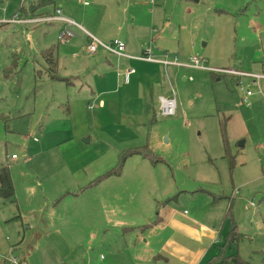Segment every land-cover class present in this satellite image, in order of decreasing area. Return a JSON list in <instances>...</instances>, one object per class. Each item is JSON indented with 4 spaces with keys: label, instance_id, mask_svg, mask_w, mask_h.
<instances>
[{
    "label": "rangeland",
    "instance_id": "rangeland-1",
    "mask_svg": "<svg viewBox=\"0 0 264 264\" xmlns=\"http://www.w3.org/2000/svg\"><path fill=\"white\" fill-rule=\"evenodd\" d=\"M39 1L0 0V166L9 167L15 191V201L0 202V264L11 257L20 264H206L222 251L264 264V68L253 33V22L264 25V0H200L190 13L185 0H165L174 22L163 58H176L182 20L209 39L205 54L192 57L210 70L180 76L189 108L153 114L145 97V117L121 115L119 98L102 114L91 100L67 101L88 93L89 67L115 54L101 46L89 53L91 37L75 24L61 44L59 21H39L58 8L89 28L82 19L111 15L117 0H98L96 8L93 0H52L34 11L36 23L8 22ZM26 12L19 19L32 17ZM71 69L81 80L56 78ZM162 73L179 96V75ZM144 145L147 157L129 156L119 167L120 152ZM157 212L163 222L154 226ZM231 219L240 235L230 243Z\"/></svg>",
    "mask_w": 264,
    "mask_h": 264
},
{
    "label": "crops",
    "instance_id": "crops-1",
    "mask_svg": "<svg viewBox=\"0 0 264 264\" xmlns=\"http://www.w3.org/2000/svg\"><path fill=\"white\" fill-rule=\"evenodd\" d=\"M97 1L98 0H93L94 3L92 5V8H96V6L98 5L96 4ZM130 1H132V3H129ZM185 1L186 2L183 5V7L186 8V11L190 13L191 9L194 7L192 5L197 4V2H199L200 0H185ZM117 3L118 5L115 7L111 15H108L106 17H96V15L92 14V17L87 20L86 18H83L82 20H85L84 22L88 25L89 28L85 27L83 23L80 24L74 19L63 15L62 12H60V16L73 20L74 24L78 25V27L82 29L84 35L90 34L104 43H106V40L114 39V38H119L123 40L125 42V54H126V56L115 55L112 56V58L106 57V59L104 60V64H102L101 62L99 65L95 63L94 65L90 66L89 67L90 74L88 79L89 92L86 94L83 93L75 96H69L67 97V101H71L72 104H74V103H84L87 100H91V102L94 104V108L96 107L95 109L100 114H102V112H100V109L105 108L106 105L108 106L112 105L119 98L120 102H122L121 115L129 113L130 115H132L130 117H139V116L145 117V109L148 106L147 104H145L147 99H149V102L151 103L152 112L154 114V112L158 109L159 96L167 97V98L174 97L176 102V108H178L179 112L182 113V111L189 108L191 101L189 100V98H187L189 91L184 92L183 88L181 87L182 85H184V81H181L179 78L180 76H183L186 73L196 71L195 70L196 68L191 67L189 65H175V64H172L167 67L164 66L159 61L167 53L166 47H168V45L164 41L166 40L165 39L166 29L174 22L173 19L168 18L165 12L163 11L165 8V0H156V1L150 0L149 2L134 1V0H119V1L117 0ZM127 4H129L130 8H128ZM27 11L29 12V8ZM27 18L29 19L35 17H27ZM54 20H57L60 23L57 27L58 36L64 28L70 27L67 25V23L65 24V22L63 26L62 24L63 21L59 19H54ZM30 23H36V22H30ZM182 23H183L182 20L178 21L179 26L177 31L181 35V39L179 40V42H177L176 54L180 57L181 62H183V64H187L186 62L190 59V57L192 56L198 57L205 54L206 51H203L202 48L209 45V39H207V37L200 32H193L188 30V27L184 26ZM103 24L109 25L108 29L113 33L109 32V34L106 35L104 31L101 30L102 26L100 25ZM69 29H71V27ZM174 29L175 26H172L170 28V31ZM253 30H254L253 31L254 35L257 36L255 47L258 48L255 51L256 54L255 56L256 59L262 60L261 66L264 68V39H263L264 25L259 22H253ZM68 41L69 40L65 42ZM59 42L61 44L65 43V42H61L60 40ZM200 43H202V45H200ZM146 46L150 47L152 51V56L156 59L155 61H147L141 59L144 54ZM64 53H65L64 50L61 49L57 51L58 59L59 57L63 56ZM97 54L103 55V53H97ZM177 55L175 57L179 60ZM90 59H93V57ZM238 66H242V63L239 62ZM129 68H132L134 71L129 73L128 76L126 77L125 72ZM214 68H219L222 72L230 69L226 67L225 68L214 67ZM163 69L167 70L169 72L168 74H171L170 76L172 77L173 76L177 77L176 74L179 75V77H177L178 78L177 85L179 86V88L178 87L177 88L181 89L179 96L176 94L172 96L171 90H169L167 87L164 86L166 84H165V76L162 73ZM203 69H207V68H201V70ZM232 71L238 74L239 72L244 73L240 75L248 76V74L245 72H241L237 70H232ZM80 77L81 75L77 74L75 69L73 70L71 69V73H69L67 77L61 76L57 78L69 79L68 81L71 83V79L72 81L73 79L81 80ZM166 78L169 81V78L168 77ZM185 79L186 77L184 76L183 80ZM133 88H136L137 90L132 91ZM154 89L156 93H154ZM77 99L79 101H77ZM134 100L137 104H134ZM153 102L157 103L156 109L154 105H152ZM139 104L141 107L139 106ZM136 105L138 106L136 107ZM98 112H96V114H98ZM85 132H87V130L82 131L80 134L85 135ZM75 135L78 134L75 133ZM90 141H91V136L89 137L87 142ZM128 142L130 143L131 139L130 141L129 139L126 140L123 139L120 142V144H125ZM243 142L244 141L242 140L239 146H242ZM76 185L79 186V183H77ZM90 187H91L90 185L88 187L86 186L85 189H88ZM79 188L80 187H77L76 190ZM79 190L81 191L82 189L80 188ZM14 197H15V193H14ZM157 219H159V222L154 226H159L161 224L160 222H163L158 212H157ZM166 222L168 221L166 220ZM167 244L173 249H180L185 253H188L185 249H182V246L177 241L169 239L167 241ZM198 261L199 260H197L196 262Z\"/></svg>",
    "mask_w": 264,
    "mask_h": 264
},
{
    "label": "built area",
    "instance_id": "built-area-1",
    "mask_svg": "<svg viewBox=\"0 0 264 264\" xmlns=\"http://www.w3.org/2000/svg\"><path fill=\"white\" fill-rule=\"evenodd\" d=\"M84 4H87V1H83ZM55 15L53 16H47L46 18H40V20H54V19H59L65 23H67V25L70 24H74V21L71 19H68L66 17L60 16V11L58 9L55 10ZM26 21V22H30L33 21V19L31 18H24V19H19V15H14L12 18L9 19L8 22L11 23H16L18 21ZM0 23H4L3 21H0ZM74 35V33L68 28H64L62 30V32L59 34L58 38L61 42H65L67 40H69L72 36ZM88 37H91V42H89L87 44V50L89 53H94L96 51V49L98 48V46L103 47L104 49H106L107 51L117 55V56H126L125 54V42L119 38H114L111 40V42L109 43H104L100 40H98L97 38L93 37L90 34H87ZM141 59L147 60V61H155L156 59L152 56V51L150 49V47H146L144 54L142 56ZM164 66L169 65V64H175V65H189L191 67H196V68H205L204 65H202V63L199 61L198 58L196 57H190L189 61L190 63L187 64H183L179 61H177L176 58H174L172 61H168L165 60L164 58H162L161 60H159ZM134 70L132 68H129L125 74L126 77L128 76L129 73L133 72ZM239 74H244V73H240ZM249 94V92L246 93V95ZM159 105H158V113L161 115H174L175 114V109H176V102H175V98L174 97H162L159 96ZM12 158L15 157V155L11 156ZM9 264H20V262L17 260V258L15 257H11L8 259Z\"/></svg>",
    "mask_w": 264,
    "mask_h": 264
},
{
    "label": "trees",
    "instance_id": "trees-1",
    "mask_svg": "<svg viewBox=\"0 0 264 264\" xmlns=\"http://www.w3.org/2000/svg\"><path fill=\"white\" fill-rule=\"evenodd\" d=\"M52 0H40L37 4H33L29 7V12L24 8H19L18 15L25 13L32 15V17L35 16L34 11L37 9V7L44 5L46 3H50ZM56 8L54 9L55 12ZM55 14H50L48 16H53ZM47 52V51H46ZM49 54V53H48ZM57 78V77H56ZM132 155H142V156H148V149L147 146H140V147H132L127 148L119 153L118 155V165L121 167L125 160ZM232 159V156L229 158ZM108 173V172H107ZM14 184L10 175L9 167L7 165H1L0 166V202L4 200H10L15 201L14 197ZM227 214H230V211L228 209ZM159 222V219H155L152 221L151 225H155ZM237 225L235 224V221L231 219V228L229 232V242H233L234 240H237L238 234L236 232ZM224 251H222L221 255H214L206 264H250V262L241 256L236 254H230L228 256L224 255Z\"/></svg>",
    "mask_w": 264,
    "mask_h": 264
}]
</instances>
